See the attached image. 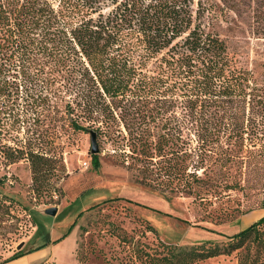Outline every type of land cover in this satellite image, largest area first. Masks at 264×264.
<instances>
[{
	"label": "trees",
	"instance_id": "16d2710c",
	"mask_svg": "<svg viewBox=\"0 0 264 264\" xmlns=\"http://www.w3.org/2000/svg\"><path fill=\"white\" fill-rule=\"evenodd\" d=\"M240 5L0 0V61L13 60L21 80L35 83L37 106L57 110L52 99L62 101L69 126L109 144L113 161L136 183L202 201L232 187L237 176H228V165L243 163L245 146L249 157L264 159V61L241 65L220 33ZM253 19V34L264 39V12ZM20 153L36 195L53 189L50 179L66 176L54 153L26 146ZM90 162L97 168L98 155L90 154ZM144 231L156 233L147 222ZM222 236L220 244L150 247L116 235L138 264H198L220 255L264 264V216Z\"/></svg>",
	"mask_w": 264,
	"mask_h": 264
},
{
	"label": "rangeland",
	"instance_id": "374dc122",
	"mask_svg": "<svg viewBox=\"0 0 264 264\" xmlns=\"http://www.w3.org/2000/svg\"><path fill=\"white\" fill-rule=\"evenodd\" d=\"M234 1L241 5L221 23L220 33L240 64L249 67L264 61V39L253 34V18L264 12V0ZM17 69L11 59L0 63V262L18 250L8 262L138 264L117 234L124 232L150 247L160 241L181 247L220 244L226 240L222 234L231 236L264 216V159L249 157V146L243 148L242 164L228 165V176L237 178L221 194L200 201L147 188L113 161L109 144L98 143L99 166L94 168L89 133L69 126L59 99H52L57 110L37 106L35 83L21 80ZM23 146L54 153L59 160L54 165H63L66 176L50 179L51 191L33 192L30 164L20 153ZM50 207L57 208L55 215L45 213ZM144 222L156 233L144 231ZM198 264L236 260L220 255Z\"/></svg>",
	"mask_w": 264,
	"mask_h": 264
},
{
	"label": "water",
	"instance_id": "95a60500",
	"mask_svg": "<svg viewBox=\"0 0 264 264\" xmlns=\"http://www.w3.org/2000/svg\"><path fill=\"white\" fill-rule=\"evenodd\" d=\"M89 138H90V154H98L99 153V147L96 139V135L94 132H89ZM57 208L56 207H50L45 209V213L48 215H55Z\"/></svg>",
	"mask_w": 264,
	"mask_h": 264
},
{
	"label": "crops",
	"instance_id": "0c3cea01",
	"mask_svg": "<svg viewBox=\"0 0 264 264\" xmlns=\"http://www.w3.org/2000/svg\"><path fill=\"white\" fill-rule=\"evenodd\" d=\"M251 224V223H250ZM249 224V225H250ZM247 227V226H246ZM245 228V227H244ZM244 228H242V229H244ZM242 229H240V230H242ZM18 251V250H17ZM20 251V250H19ZM10 257V256H9ZM8 257V258H9ZM7 259V258H6ZM5 260V259H4ZM10 261V260H9ZM24 262V261H23ZM0 264H17L16 262H8V261H6V262H0ZM23 264H27L26 262L25 263H23Z\"/></svg>",
	"mask_w": 264,
	"mask_h": 264
}]
</instances>
